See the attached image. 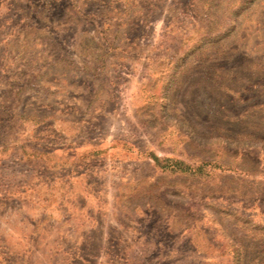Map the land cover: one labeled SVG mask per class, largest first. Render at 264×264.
<instances>
[{
  "label": "rangeland",
  "instance_id": "rangeland-1",
  "mask_svg": "<svg viewBox=\"0 0 264 264\" xmlns=\"http://www.w3.org/2000/svg\"><path fill=\"white\" fill-rule=\"evenodd\" d=\"M0 264H264V0H0Z\"/></svg>",
  "mask_w": 264,
  "mask_h": 264
}]
</instances>
